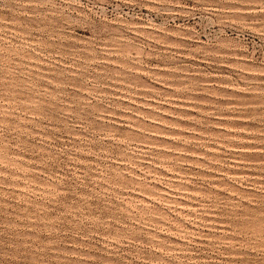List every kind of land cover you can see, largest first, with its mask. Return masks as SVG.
Instances as JSON below:
<instances>
[{"label":"rangeland","instance_id":"1","mask_svg":"<svg viewBox=\"0 0 264 264\" xmlns=\"http://www.w3.org/2000/svg\"><path fill=\"white\" fill-rule=\"evenodd\" d=\"M0 264H264V0H0Z\"/></svg>","mask_w":264,"mask_h":264}]
</instances>
